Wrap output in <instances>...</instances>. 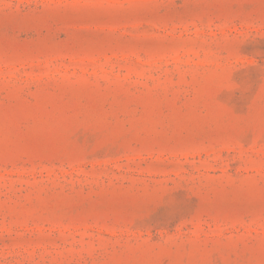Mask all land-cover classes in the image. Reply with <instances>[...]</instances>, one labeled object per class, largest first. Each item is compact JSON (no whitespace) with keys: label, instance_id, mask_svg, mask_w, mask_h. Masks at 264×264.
<instances>
[{"label":"rangeland","instance_id":"obj_1","mask_svg":"<svg viewBox=\"0 0 264 264\" xmlns=\"http://www.w3.org/2000/svg\"><path fill=\"white\" fill-rule=\"evenodd\" d=\"M0 264H264V0H0Z\"/></svg>","mask_w":264,"mask_h":264}]
</instances>
